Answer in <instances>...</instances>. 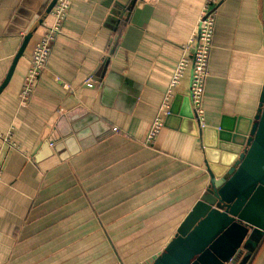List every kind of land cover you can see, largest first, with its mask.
Returning a JSON list of instances; mask_svg holds the SVG:
<instances>
[{"label":"crops","instance_id":"obj_1","mask_svg":"<svg viewBox=\"0 0 264 264\" xmlns=\"http://www.w3.org/2000/svg\"><path fill=\"white\" fill-rule=\"evenodd\" d=\"M205 1L70 0L24 107L19 94L33 49L53 16L32 23L28 32L37 31L13 69L25 34L7 30L21 0H0V88L13 69L0 92V264H139L163 253L209 187L204 145L216 143L221 127L230 135L250 129L261 107L264 0H220L206 134L182 117L188 71L171 100L174 115L146 145ZM74 111L75 140L45 145ZM56 144L62 158L50 153ZM247 264H264V239Z\"/></svg>","mask_w":264,"mask_h":264},{"label":"water","instance_id":"obj_2","mask_svg":"<svg viewBox=\"0 0 264 264\" xmlns=\"http://www.w3.org/2000/svg\"><path fill=\"white\" fill-rule=\"evenodd\" d=\"M57 1L21 0L7 30V34H25L13 69L37 31L35 28L28 32L32 23L42 16L41 26L44 15L53 11ZM189 102L182 117L191 120ZM260 104L250 129L242 132L237 129L230 135L221 127L218 132L214 131L216 143L204 145L209 187L152 264H247L264 239V87ZM170 112L174 115L173 108ZM76 113L61 117L45 145L62 137L69 138L67 142L75 140L72 125L79 117ZM61 147L56 144L50 153L62 158ZM78 151L75 148L72 153Z\"/></svg>","mask_w":264,"mask_h":264},{"label":"built area","instance_id":"obj_3","mask_svg":"<svg viewBox=\"0 0 264 264\" xmlns=\"http://www.w3.org/2000/svg\"><path fill=\"white\" fill-rule=\"evenodd\" d=\"M219 3L220 0L205 1L195 33L188 44V49H191V52L188 56L183 57L179 61L176 69L174 70L172 81L150 129L146 145H153L164 128L165 119L171 115V100L174 96L175 90L181 84V81L188 71H191L189 100L193 119L197 123L200 130L206 127L203 97L205 85L207 79L209 78V60L213 48ZM70 7V0L57 1L52 11V24L46 27L45 33L33 49L31 66L19 94V102L21 106H28L32 99L36 87L47 68L54 44L63 33V25L67 19ZM3 139L6 144L16 147V145H12L10 137H4ZM3 173V165L0 164V183L2 182ZM139 264L150 263L141 262Z\"/></svg>","mask_w":264,"mask_h":264},{"label":"rangeland","instance_id":"obj_4","mask_svg":"<svg viewBox=\"0 0 264 264\" xmlns=\"http://www.w3.org/2000/svg\"><path fill=\"white\" fill-rule=\"evenodd\" d=\"M153 263V262H152ZM152 263H150V264H152Z\"/></svg>","mask_w":264,"mask_h":264}]
</instances>
